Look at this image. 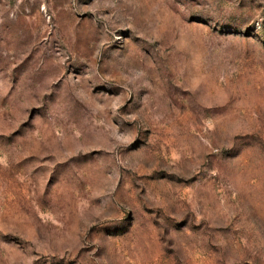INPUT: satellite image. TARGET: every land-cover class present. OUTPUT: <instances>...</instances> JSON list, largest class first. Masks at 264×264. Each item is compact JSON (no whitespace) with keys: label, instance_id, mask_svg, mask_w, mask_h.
I'll use <instances>...</instances> for the list:
<instances>
[{"label":"rangeland","instance_id":"1","mask_svg":"<svg viewBox=\"0 0 264 264\" xmlns=\"http://www.w3.org/2000/svg\"><path fill=\"white\" fill-rule=\"evenodd\" d=\"M0 264H264V0H0Z\"/></svg>","mask_w":264,"mask_h":264}]
</instances>
